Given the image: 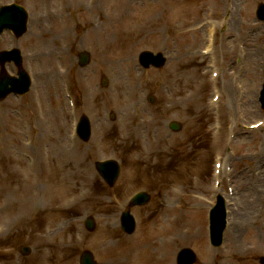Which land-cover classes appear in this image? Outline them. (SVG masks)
Listing matches in <instances>:
<instances>
[{
  "label": "rangeland",
  "instance_id": "1",
  "mask_svg": "<svg viewBox=\"0 0 264 264\" xmlns=\"http://www.w3.org/2000/svg\"><path fill=\"white\" fill-rule=\"evenodd\" d=\"M2 1L7 0H0V2ZM162 1L154 0L153 3L155 6H159ZM211 1L213 0H186L180 7L174 9L169 18L167 17L168 23H162L161 19L155 21L154 30L156 33L153 38L146 44L136 46V52L134 51L136 63H138V52L147 47L155 51L167 52L170 56L168 66L161 70L152 68L143 71V78L137 82L129 81L128 87L116 85L119 96L115 99L108 94V91L115 85H113L112 76L104 66L109 65V61L112 60L119 63V52H122L124 47L110 51L109 55L92 51L93 62H97L92 69H82L78 65V51L85 48L90 49L91 46L89 45L90 35L88 32H84L86 26L91 27L88 15H95V20L96 16L100 15L103 21L104 17L99 11H94V14H91L90 10H86L80 15L76 12L77 8L76 10L73 8V14L66 20L57 24L53 23L52 29L45 27L43 36L37 33V27L29 32L30 34L27 33L28 35L20 37L17 42L9 33L2 35V38L6 37V40L0 41V48H8L17 44L22 46L26 58L24 65L34 76L32 93H37L36 104L39 106L42 100L48 108L45 107L46 116L41 115L39 109L37 111L33 105L31 93L24 97L0 102V264H75L76 258L85 248L94 250L99 264H175L172 256L165 259L158 254H150L146 251L139 252L137 258L132 261L127 259L123 262L122 256L125 247L139 245L147 239L146 237L150 233V224L153 221H156L157 225L164 224V218L172 214L178 216V222L181 221L182 216L191 230L192 228H201V225L205 227V210L212 205V202L204 199L214 192L211 175L213 146L222 147L223 138L226 135L224 128L223 134L221 133L223 138H220L218 145L214 144L216 141L211 136L213 116L211 104L209 103V105L207 102L211 96V90L210 86L205 84V77L201 74L207 59L201 63V59L194 54L192 48L194 45L193 30L202 27L201 33H204L206 25L203 18L204 12L206 6L213 3ZM214 1L219 2L220 0ZM256 1L247 0L244 5L245 0H222L221 10L224 11L227 8L230 14L219 33H223L224 29H229L228 32L234 35L232 40L236 44L246 42L248 46L250 41L251 44L253 43L254 49L260 52L264 47V29L261 25L252 28L249 22L251 18L254 19L252 10L257 6ZM41 2L33 0V12L40 11L42 6L48 3ZM146 17L147 14H144L140 22ZM173 21L185 26L182 30L184 33L182 38L185 40L184 48L180 46L178 38L174 44L169 42L168 31L175 34L172 31ZM134 31L138 32L139 30L135 28ZM62 35H66V40H62ZM203 40L204 38L197 42L199 47L203 45ZM221 44L223 43L221 42L220 46ZM40 49L50 52L48 54L49 63L53 72L57 65L66 66V70L62 66L61 68L63 72L65 71L66 83H70L72 92L78 99L79 112L84 110L91 117L99 119L106 109L116 110V107H119L123 111L129 108L131 98H127V96L131 95L132 90H135L137 94V98L134 99L137 100L138 96H141L143 100L142 114L145 115V124L149 127V134L146 138H153L156 142V147L153 146V148H157L152 150L146 159L143 157L140 146L136 145L135 148L132 142L134 146L132 150L130 142L126 146L119 143V131H116L118 125L116 129H111L103 122L100 131L96 133V136H102L105 151L120 153L125 162L124 174L114 188L110 189L96 178L92 179L93 175L95 177L94 162L97 158L93 151V144L99 140L94 139L88 143L79 141L78 144L76 142L78 147L71 152V146H75L70 134L72 120L62 95L60 80L55 79L54 83L49 82L48 85L41 75L43 70L40 66L49 57H33L31 59V54L40 52ZM51 52L52 55H50ZM236 53H239V49L233 53L224 52L221 55L218 50V59L224 64L231 60ZM39 59L42 60L37 62ZM256 60L257 58L255 62ZM252 63L250 61V66L246 67L245 65L244 70L253 69ZM138 69L142 70L139 67ZM233 74L237 75L235 72ZM116 75L119 79L120 71H116ZM103 76L109 78L110 90H96V85L101 82ZM249 78L253 79L254 76L250 74ZM124 79L125 77L121 81ZM162 83L168 86L167 93L171 94V100L160 90ZM213 85L214 83H211V86ZM149 92L154 93L156 97V102L153 105L144 101L145 95ZM188 92L192 94L190 99H187ZM58 96L64 100L63 105L56 101ZM169 102L173 103L171 111L165 110L164 107V104ZM52 104L57 107L55 116L52 109L50 110ZM197 115H201L202 120H198ZM174 117L182 122L184 127L178 134L166 139V146L169 145L167 148L171 153L159 154L158 151L164 147L161 146L163 143L160 141L163 140L165 132L169 131V120ZM223 118L225 119H223L224 123L227 122L225 111ZM242 121L243 119L238 122L242 123ZM60 123H62V127H58ZM158 130L161 131L160 135H158ZM103 131H105L104 136ZM44 132L47 134L45 135ZM113 133L116 136L115 141L111 137ZM131 136L132 134H130V138ZM53 139H59L57 141L60 144H55ZM236 149L245 152L259 148L255 146V142L249 141L248 143L243 139L236 144ZM130 150L132 152L128 154ZM136 151L140 158L143 157L142 160H146L147 176L141 174L147 169H142L135 163L137 160H135ZM47 155H50V159L46 158ZM155 160L162 163V166H152ZM194 174L200 177L199 182L193 180ZM253 181L257 184H252ZM248 182L250 183V180ZM143 183L155 187L161 186V188H165V183H169V190L165 198H159L156 195L154 201L148 206L150 207L149 211L147 209L136 210L140 226L134 235H128L120 227L119 200L134 190L135 186ZM252 183V186H258L261 181L253 178ZM260 186L264 189V185ZM38 190H41L42 198L36 206L34 198ZM83 192L86 193V196L81 198ZM43 204L51 207L49 211L52 229L49 238L51 240L43 238L42 224L38 221L42 212L38 207ZM65 204H69V206L64 208ZM170 204L173 207L170 208ZM163 205L166 210L152 212L161 209ZM258 205L262 208L264 202L260 201ZM258 205L255 212L258 210ZM90 214L95 215L98 222L94 233H86V235L82 233L83 239L80 244L74 246L67 242L65 244L60 242L63 236L67 238L72 232L81 233L83 220ZM261 218L264 219V213ZM251 220L254 222L245 224L246 228L241 227L242 234L239 232L238 239L241 240V245L252 243L258 249L247 254L233 251L229 264H260L259 257L264 256V230L254 217ZM225 233L227 234V232ZM192 234L186 241L176 244L175 252L184 246L194 248L198 254L196 264H218L219 260L224 257V253L221 251L227 250L231 245L226 242L225 238L222 250L209 251L206 232L203 230L197 237ZM21 244H28L32 247L29 256L22 257L18 253V247ZM46 244L51 249L47 256L43 255L42 249V246Z\"/></svg>",
  "mask_w": 264,
  "mask_h": 264
},
{
  "label": "bare ground",
  "instance_id": "2",
  "mask_svg": "<svg viewBox=\"0 0 264 264\" xmlns=\"http://www.w3.org/2000/svg\"><path fill=\"white\" fill-rule=\"evenodd\" d=\"M70 2L69 0H67ZM184 1L186 0H170V2H163L161 5L156 6L154 10L148 9H140L136 8L135 11L131 10L132 1L131 0H91V14H94V11L102 10L103 6H109L110 10L107 14L104 15V20L96 22L93 21V26L90 29V44L95 50H100L102 53L110 52L112 50H117L119 47H124L123 51L120 53L119 63H116V67H112L111 70L116 73V71H120V77L117 80L118 86L128 87L129 81L137 82L140 77L138 75V71L135 65L134 59V51L138 44L145 43L156 33L154 30V23L158 19H161L162 23H168V15L173 12L174 8L180 7ZM76 6L81 7L83 0H74ZM145 6H149L151 4L150 1L145 3ZM71 4L67 3V7ZM143 6V8H147ZM150 6H153L152 4ZM149 6V7H150ZM222 9V0L216 2L212 5L211 12L216 16V13ZM93 10V11H92ZM143 14H147V17L140 22ZM214 16V17H215ZM137 28L139 31L135 32L134 29ZM183 27L174 28L175 35L180 39V46L184 48L185 40L182 38L184 34L182 32ZM163 31V30H161ZM141 32V35H140ZM164 32V31H163ZM198 33L197 38H194L197 42L201 40L200 29L195 32ZM192 48H196V44L192 46ZM199 51V50H198ZM49 53L39 52L36 54L37 58H46ZM52 55V52L51 54ZM256 50L251 51V61H253V69L250 70L253 73L254 77H258V69L256 68ZM50 57L42 63L39 71L44 75L45 81L54 80L59 75V72H53L50 66ZM257 62V61H256ZM248 72V74H250ZM41 74V75H42ZM128 76V77H127ZM43 77V76H42ZM125 77V81H121L122 78ZM127 78V79H126ZM132 81V82H133ZM223 87L225 90V107H227L230 113H233V108L236 106V102L233 99V90L231 87L230 81L223 80ZM127 95V93H126ZM254 95V88L251 86L248 94V98H252ZM136 91H131V97H136ZM59 104L63 105V101L60 97H58ZM57 107L52 105V113L55 116L57 113ZM137 106H133V109H130V112L136 111ZM243 110V109H242ZM55 123H58L55 121ZM62 123L58 124V127H62ZM45 133V132H44ZM47 133H45L46 135ZM55 144H60L57 140L53 139ZM220 195V194H219ZM34 198V204L37 206L38 202L42 198L41 190L37 191V195ZM264 200V189L261 188L260 185L254 186L253 190L247 189L238 192L235 191L234 195L230 198L225 195V222L227 226V233L229 238V243H231V247L235 249H241L242 251H253L257 250L258 247L250 246L247 247L245 245L240 244L239 232L241 231V227L246 228L245 224L254 220H251L252 217L257 220L261 224L262 230H264V219H257L258 215L261 212H255L257 205L260 201ZM258 203V204H257ZM259 206V205H258ZM39 209L47 208V205L38 207ZM254 209V211H253ZM264 213V211H263ZM177 220V219H176ZM176 222V221H175ZM201 228H192L189 230L186 225H182L172 231H164L162 234L163 238H158V235H155L154 238L150 237L151 240H146L139 245L132 246L128 250L124 251L122 256V261L125 262L127 258H134L138 255L139 252L146 251L150 252V254H158L163 258H167L169 254H171L173 250V245H176L179 241H184L190 238V234L193 232V236L199 235L202 232ZM241 233V232H240ZM242 234V233H241ZM223 234H221L222 236ZM258 240L257 237H255ZM226 242L228 240L226 239ZM167 248L169 251L167 252Z\"/></svg>",
  "mask_w": 264,
  "mask_h": 264
}]
</instances>
